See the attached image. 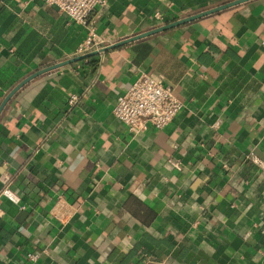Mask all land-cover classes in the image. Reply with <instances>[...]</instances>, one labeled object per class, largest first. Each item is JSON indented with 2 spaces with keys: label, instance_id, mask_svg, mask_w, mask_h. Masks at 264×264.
<instances>
[{
  "label": "crops",
  "instance_id": "obj_1",
  "mask_svg": "<svg viewBox=\"0 0 264 264\" xmlns=\"http://www.w3.org/2000/svg\"><path fill=\"white\" fill-rule=\"evenodd\" d=\"M230 1L106 0L91 21L107 46ZM87 34L44 0H0V106ZM142 73L183 107L134 134L113 108ZM5 187L25 208L0 197V264H264V0L28 82L0 113Z\"/></svg>",
  "mask_w": 264,
  "mask_h": 264
},
{
  "label": "built area",
  "instance_id": "obj_2",
  "mask_svg": "<svg viewBox=\"0 0 264 264\" xmlns=\"http://www.w3.org/2000/svg\"><path fill=\"white\" fill-rule=\"evenodd\" d=\"M55 6L59 13L72 19L75 23L84 25L88 29L85 41L80 45L78 54L83 55L92 50H101L103 44L91 16L97 9L106 5V0H44ZM157 18H160L159 16ZM162 20V19H161ZM77 95H71L69 103L75 104ZM183 107V102L173 93L169 85L155 78L151 74L142 73L121 95L113 108V114L122 121L131 133H139L148 129H165ZM169 163L176 169H181L178 161L169 159ZM24 209L20 196L10 187H5L0 193ZM2 207L0 203V214ZM31 261H37L38 253H28Z\"/></svg>",
  "mask_w": 264,
  "mask_h": 264
},
{
  "label": "water",
  "instance_id": "obj_3",
  "mask_svg": "<svg viewBox=\"0 0 264 264\" xmlns=\"http://www.w3.org/2000/svg\"><path fill=\"white\" fill-rule=\"evenodd\" d=\"M248 1H251V0H233V1L218 5L216 7L210 8V9H206V10L194 13V14L186 16V17L175 19L173 21L164 23L162 25L154 27V28H152V29H150L148 31L142 32V33L137 34L135 36H132V37H129L127 39L115 42V43H113L111 45H107L101 50H96V51H92V52H89V53H86V54H83V55H79L77 57L62 61L60 63H56L54 65L45 67V68H43L41 70H38V71L34 72L33 74L29 75L23 81H21L16 87H14L7 94V96L5 97V99L3 100V102H2V104L0 106V113L3 110V108L5 107V105L8 103V101L12 98V96L17 91H19L24 85H26L31 80L35 79L36 77H38V76H40V75H42V74H44L46 72H49V71L61 68L63 66H66V65L73 64V63L88 59L89 57H91L93 55H96L99 52H105V51H107L109 49H115V48H118V47L123 46L125 44L131 43V42H134V41H137V40H141V39H144V38H147V37H150V36L162 33V32H166L168 30H171V29H174L176 27H180L182 25L194 22V21H196L198 19H201L203 17H206V16H209V15L221 12L223 10H226V9L235 7L237 5L246 3Z\"/></svg>",
  "mask_w": 264,
  "mask_h": 264
}]
</instances>
